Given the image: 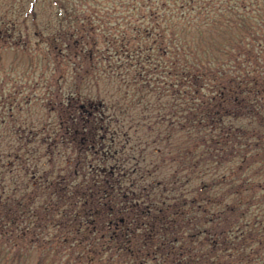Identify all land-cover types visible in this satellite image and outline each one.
<instances>
[{
    "label": "trees",
    "instance_id": "obj_1",
    "mask_svg": "<svg viewBox=\"0 0 264 264\" xmlns=\"http://www.w3.org/2000/svg\"><path fill=\"white\" fill-rule=\"evenodd\" d=\"M48 1L0 16L45 64L0 114V264H264V0Z\"/></svg>",
    "mask_w": 264,
    "mask_h": 264
},
{
    "label": "rangeland",
    "instance_id": "obj_2",
    "mask_svg": "<svg viewBox=\"0 0 264 264\" xmlns=\"http://www.w3.org/2000/svg\"><path fill=\"white\" fill-rule=\"evenodd\" d=\"M30 0H0V16H4L6 10L16 2L26 4ZM92 1V0H91ZM101 3V5H112L108 3L107 0H94ZM118 1V0H117ZM44 4H48V0H43ZM3 9V11H1ZM46 11V16L44 19H52V14L49 13L50 8ZM51 12V11H50ZM199 39V44L201 46H208L210 48H215L219 46L222 42L225 41V37L218 31L213 30L201 34L197 37ZM44 63L41 60V54H30L26 53L23 50H17L13 48H0V114L3 113L4 102L10 98V103L16 106L17 102L23 101L24 95L30 93L34 82H42L39 74L41 68H44ZM42 68V69H43ZM105 80L99 81V90L101 92H106L108 89L111 90L108 82ZM93 85V81L90 82ZM44 84V83H43ZM42 85V84H41ZM36 88V92L32 94L31 104L26 105L22 103V110H15L16 114L19 115L22 119L34 120L37 122L40 118H47L49 116L48 110L44 108L43 100L40 99L43 97L44 89L43 87ZM98 87V86H97ZM97 87H94L97 89ZM111 91H115L112 89ZM21 92V93H20ZM34 96H37L38 99H35ZM16 103L14 100H16ZM54 115V114H53ZM52 115V116H53ZM151 159L156 158L154 154Z\"/></svg>",
    "mask_w": 264,
    "mask_h": 264
}]
</instances>
